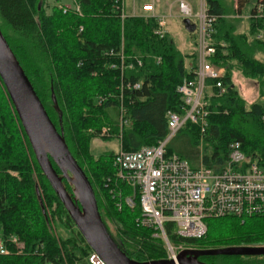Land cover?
Returning <instances> with one entry per match:
<instances>
[{
  "label": "trees",
  "instance_id": "obj_1",
  "mask_svg": "<svg viewBox=\"0 0 264 264\" xmlns=\"http://www.w3.org/2000/svg\"><path fill=\"white\" fill-rule=\"evenodd\" d=\"M46 1L0 0V29L88 177L102 220L119 249L139 263L166 260L163 242L137 223L139 204L133 209L116 207V189L123 192L122 196L131 193L115 181L116 152L105 153L94 163L88 145L95 136L104 141L117 139L123 151L132 152L164 140L168 135L167 114L181 112L183 102L177 89L193 79L196 54L182 53L168 33L157 35L155 17H123L118 0H75L80 14L64 13L58 5L48 14ZM225 1L206 0V6L211 15L222 16L215 26L218 46L212 63L216 68H226L223 82L227 93L209 99L210 115L203 133L192 122L183 128L194 145L205 146L204 154L200 157L187 147L180 152V157L197 167L203 165L215 171L225 166L229 146L234 142L241 143L243 153L252 161H264V109L259 102L264 98V61L258 58L264 57V42L254 39L259 30L264 32V18L229 21L224 17L229 9L231 15L242 17L256 13L257 5L264 10V0H237L236 8L227 7ZM243 19L248 29L238 34L237 25ZM222 43L224 47L219 46ZM130 62L134 63L133 69H121L122 64ZM233 69L258 83V100L249 106L235 88L230 73ZM128 82L140 88L128 90ZM7 96L0 81V240L16 236L24 242L25 250L16 254L11 249L10 255L0 256V264H89L93 251L42 174ZM121 106L129 122L126 126L120 122ZM167 151L173 153L168 147ZM85 161H91V176L83 167ZM63 182L72 194V187ZM53 205V216L58 215L71 237L54 235L47 215V208ZM107 218L114 222L116 236L110 232ZM215 220L214 238L207 235L208 229L204 238L186 240L185 244L196 250L264 246V216ZM166 229L172 243L181 242L172 225ZM227 258L204 257L211 261ZM250 259H254L253 264H264V258Z\"/></svg>",
  "mask_w": 264,
  "mask_h": 264
},
{
  "label": "built area",
  "instance_id": "obj_2",
  "mask_svg": "<svg viewBox=\"0 0 264 264\" xmlns=\"http://www.w3.org/2000/svg\"><path fill=\"white\" fill-rule=\"evenodd\" d=\"M73 8H62L64 13L80 14V8L73 0ZM123 17L126 15L124 1ZM61 8V7H60ZM145 10L144 12H152ZM200 10L193 12L192 6L185 0L178 1V10L182 19H196L195 54L196 62L193 79L186 80L177 89L183 102L180 113L168 112V135L155 146L142 147L137 151L126 152L122 149L116 152L113 165L116 170L115 181L127 186L131 193L122 196L123 192L116 189L118 196L116 207L133 209L139 204L140 216L137 223L160 239L166 251V260L177 263V256L184 250H196L185 244L186 240H200L207 234L206 221L228 216L251 218L264 216V161L248 158L241 149V143L234 142L229 146L228 159L223 168L215 171L203 165L192 168L190 164L174 153L167 151L169 142L184 128L187 122L198 125L203 133L207 128L209 99L221 97L227 93L224 85V68H216L212 59L217 52V42L214 38L215 26L222 16L209 13L206 0H201ZM264 10L257 5L256 13L246 15V19L264 18ZM133 16H138L134 14ZM154 17V16H153ZM157 21L156 34L167 33L164 17H155ZM254 39L264 42V32L259 30ZM224 47L225 44H219ZM111 54L113 52L111 51ZM124 57L121 55V60ZM142 66L139 61H134ZM134 68V63L121 65V69ZM128 90L140 88L138 84L128 82ZM264 109V103H262ZM121 106L120 122L128 125L126 113ZM264 121V116H263ZM105 132V130H104ZM172 225L173 231L181 242L174 244L168 236L166 226ZM23 246L21 240L11 236L8 240H0V256L12 253V247ZM21 254L20 248L15 251ZM89 264H106L95 252L88 257Z\"/></svg>",
  "mask_w": 264,
  "mask_h": 264
},
{
  "label": "water",
  "instance_id": "obj_3",
  "mask_svg": "<svg viewBox=\"0 0 264 264\" xmlns=\"http://www.w3.org/2000/svg\"><path fill=\"white\" fill-rule=\"evenodd\" d=\"M183 24L190 33L196 29V25H191L189 19H185ZM0 80L15 109L42 174L92 251L99 255L106 264H176L173 260L135 262L119 249L102 220L88 177L72 156L62 132H59L51 121L1 29ZM53 102L58 110L54 96ZM59 114L61 117L60 112ZM53 164L61 171V175L57 173ZM64 180L72 187V194L66 190ZM217 256H264V246L184 250L177 256V263L204 264L199 261L200 257Z\"/></svg>",
  "mask_w": 264,
  "mask_h": 264
},
{
  "label": "rangeland",
  "instance_id": "obj_4",
  "mask_svg": "<svg viewBox=\"0 0 264 264\" xmlns=\"http://www.w3.org/2000/svg\"><path fill=\"white\" fill-rule=\"evenodd\" d=\"M156 2L157 5H159L158 7V18L160 17H164L165 21H166V31H168V34L171 35V37L174 39L178 49L184 53V54H188V55H194L195 54V36L193 34L188 33L185 30L184 24H183V19L180 17V13L178 10V1L179 0H125V13L127 16L133 15V12H137V15L143 16L145 18H149V17H153L151 13H144L142 11V6L144 3H153ZM187 1L193 8V12L195 14H197L200 10V2L201 0H185ZM236 2L237 0H226L225 4L227 7H233L236 8ZM59 6L61 8H73L75 6V3L73 0H48L46 1V3H44V6L46 7L47 13L50 14L51 12V8H53L54 6ZM152 7V6H149ZM151 9V8H150ZM150 9H145V10H150ZM229 11V14H226V16H224L227 20L229 21H233L235 19H242L244 17H246L247 14H245L243 17L239 16V15H231L232 11L229 9L227 10ZM196 19H193V22ZM246 19H243V23L241 22L240 24L238 23L237 25V29H238V34H242L247 32V28L248 25L244 22ZM238 21V20H237ZM259 59H261L262 61H264V57H259ZM186 63H189V59L186 61ZM225 69V73H226V68L223 67ZM231 73V77L233 80V83L235 85L236 90L239 92V94L244 98V100L246 101L247 105H251L253 102L258 100V83L254 80L251 79H247L246 77H244V75L241 73V71H239L238 69H233V71L230 72ZM1 81V80H0ZM2 84V82H1ZM3 86V84H2ZM3 89L5 90L4 86ZM6 93V91H5ZM8 97V96H7ZM8 100L15 112V109L8 97ZM260 103H264V98H261L259 100ZM16 114V112H15ZM17 116V114H16ZM18 119V116H17ZM19 121V119H18ZM20 123V121H19ZM21 125V123H20ZM22 127V125H21ZM23 129V127H22ZM24 132V130H23ZM25 134V133H24ZM26 136V135H25ZM27 138V137H26ZM168 148L172 149L173 153L178 155L180 157V152L182 151V149L184 147H187L189 150H191V152H198L199 156L201 157L204 154V147L203 145H194L192 143V139H191V135L188 133L186 130H182L180 133H178L168 144L167 146ZM121 150V141L114 139V140H110V141H104L102 139V137H98L95 136L94 138H92L89 141V145H88V154L89 156L92 158V160L95 162H99L100 157L105 154V153H110V152H117ZM182 159L187 161L190 166L192 168L197 167V164H195L194 162L189 161L188 159H186L185 157H183L181 155ZM180 157V158H181ZM89 162L91 161H85L83 164L84 169L86 170V172L88 173L89 176H91L93 173H91V169H90V165ZM199 166V165H198ZM39 185V190L41 193L44 194V192L42 191L43 187H41L42 185L40 183H38ZM56 210V206L53 205V207L47 208V215L49 217L50 220V224L52 227V230L54 232V235L58 236V237H62V238H68L71 237V231L69 232V230H67L66 228H64L61 223H60V219L56 216H53V211ZM56 214H58L56 212ZM216 220L215 219H209L206 221V224L208 226V234L211 237H215L216 231H215V224ZM107 226L110 230V232L113 235H117V231H116V226L114 225V222L111 219L107 218ZM21 243L23 244V246L20 247H12L11 249H14L15 251L18 250V248H20V250L23 252L25 250V244L24 242L21 240ZM213 249V248H211ZM217 249V248H214ZM219 258L223 257V256H218ZM240 258H236L234 256H231L225 260H207L209 261V263H214V264H253L254 259H250L253 257H242L239 256ZM256 258H264V256H254ZM216 258V257H215ZM226 258V257H224ZM230 258H236V259H230Z\"/></svg>",
  "mask_w": 264,
  "mask_h": 264
},
{
  "label": "crops",
  "instance_id": "obj_5",
  "mask_svg": "<svg viewBox=\"0 0 264 264\" xmlns=\"http://www.w3.org/2000/svg\"><path fill=\"white\" fill-rule=\"evenodd\" d=\"M145 6H152L153 11H152V12H144V11H143V7H145ZM158 7H159V5H157V3H156L155 1H154L153 3H144L143 6H142V11H143L144 13H151L152 16L158 17V15H157ZM124 10H125V1H124ZM125 14H126V13H125ZM134 14L137 15V12H133V15H134ZM247 14H248V13H247ZM133 15H130V16H133ZM183 21H184V20H183ZM190 22H191V25H195V22H193L192 20H190ZM244 23H246V22H244ZM184 27H185V25H184ZM247 29H248V28H247ZM185 30L188 32V30H187L186 28H185ZM167 32H168V31H167ZM194 32H195V31H194ZM194 32H192V33L188 32V33L193 34V35L195 36Z\"/></svg>",
  "mask_w": 264,
  "mask_h": 264
},
{
  "label": "flooded vegetation",
  "instance_id": "obj_6",
  "mask_svg": "<svg viewBox=\"0 0 264 264\" xmlns=\"http://www.w3.org/2000/svg\"><path fill=\"white\" fill-rule=\"evenodd\" d=\"M205 250H206V249H205ZM199 261L202 262V263H204V264H214V263H212V262L209 263V261H207L206 259H204V257H200V258H199Z\"/></svg>",
  "mask_w": 264,
  "mask_h": 264
},
{
  "label": "bare ground",
  "instance_id": "obj_7",
  "mask_svg": "<svg viewBox=\"0 0 264 264\" xmlns=\"http://www.w3.org/2000/svg\"><path fill=\"white\" fill-rule=\"evenodd\" d=\"M145 7H147V9H150V8H148L149 6H145ZM167 230V229H166Z\"/></svg>",
  "mask_w": 264,
  "mask_h": 264
}]
</instances>
